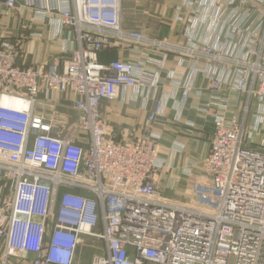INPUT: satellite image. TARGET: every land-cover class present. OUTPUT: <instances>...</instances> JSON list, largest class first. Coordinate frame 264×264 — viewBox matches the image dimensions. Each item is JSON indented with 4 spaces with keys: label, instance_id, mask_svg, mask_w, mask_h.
Returning a JSON list of instances; mask_svg holds the SVG:
<instances>
[{
    "label": "built area",
    "instance_id": "1",
    "mask_svg": "<svg viewBox=\"0 0 264 264\" xmlns=\"http://www.w3.org/2000/svg\"><path fill=\"white\" fill-rule=\"evenodd\" d=\"M121 1L0 0L54 15L75 42L60 72L17 66L19 45L0 42V264H75L83 237L101 247L89 264H264V0H181L174 20L194 16L186 46L124 28ZM110 49L138 57L100 62ZM169 54L185 71L165 70ZM163 79L178 110L208 94L196 109L213 130L195 205L164 196L159 133L114 140L101 119L120 89Z\"/></svg>",
    "mask_w": 264,
    "mask_h": 264
},
{
    "label": "crops",
    "instance_id": "2",
    "mask_svg": "<svg viewBox=\"0 0 264 264\" xmlns=\"http://www.w3.org/2000/svg\"><path fill=\"white\" fill-rule=\"evenodd\" d=\"M180 1L122 0V25L170 44L186 46V37L192 20L194 22V16L187 14L188 18L184 20H174ZM202 1L212 3V0ZM53 16L40 21L24 7L19 6L15 11L1 8L0 42L7 41L19 45L15 65L30 67L36 64L46 69L51 62H56L58 71H61L63 62L70 58V49L75 47V42L73 34L62 29L58 22L53 20ZM182 16H185V11ZM98 57L100 62L108 63L115 59L127 60L138 56L129 54L126 50L110 49L102 51ZM178 59L177 55L169 54L165 70L181 68L185 71L184 67L178 66ZM169 84L167 79H163L160 87L156 89H120L114 101L100 103L99 111L102 122L114 140H123L144 128H151L159 133L158 154L166 165L161 177L181 184V180L186 179L184 172H189L192 179H197L204 171L203 164L213 129L211 123L196 111L199 104L207 99L208 94L202 91L200 97H192L183 109L178 110L181 107V94ZM204 85V80L198 77L195 86L203 89ZM42 97V94H39L38 99L41 100ZM60 103L65 106L71 104L64 97L60 98ZM158 103H161L160 112L155 121L150 122L148 118ZM179 112L181 115L178 117ZM163 191L169 198V193L164 189Z\"/></svg>",
    "mask_w": 264,
    "mask_h": 264
},
{
    "label": "rangeland",
    "instance_id": "3",
    "mask_svg": "<svg viewBox=\"0 0 264 264\" xmlns=\"http://www.w3.org/2000/svg\"><path fill=\"white\" fill-rule=\"evenodd\" d=\"M262 137H264V127L261 128L257 134L256 141H260ZM204 177V171L197 179H192L191 174L190 178L181 180L182 183L177 184L172 180H164L160 175L159 183L161 188L169 193V199L178 201L184 205H195V198L197 197V194L201 190H205V186H207L206 177ZM100 253L101 247L96 240L83 237L77 249L75 264H89L91 258L94 255H99Z\"/></svg>",
    "mask_w": 264,
    "mask_h": 264
},
{
    "label": "bare ground",
    "instance_id": "4",
    "mask_svg": "<svg viewBox=\"0 0 264 264\" xmlns=\"http://www.w3.org/2000/svg\"><path fill=\"white\" fill-rule=\"evenodd\" d=\"M2 104L3 105H8V106H13V107H21L23 105L22 102L14 100V99H10L8 97H4L2 99Z\"/></svg>",
    "mask_w": 264,
    "mask_h": 264
}]
</instances>
